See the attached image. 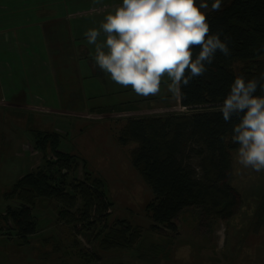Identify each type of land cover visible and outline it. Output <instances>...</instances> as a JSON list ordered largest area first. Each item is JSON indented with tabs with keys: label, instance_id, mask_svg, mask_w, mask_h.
I'll return each mask as SVG.
<instances>
[{
	"label": "trees",
	"instance_id": "16d2710c",
	"mask_svg": "<svg viewBox=\"0 0 264 264\" xmlns=\"http://www.w3.org/2000/svg\"><path fill=\"white\" fill-rule=\"evenodd\" d=\"M196 2L208 4L201 11L207 16L209 34L218 33L230 54L217 51L212 63L205 64L203 75L191 77L186 86L181 85L179 107L186 114L129 118L118 138L121 146L137 144L131 152V163L153 195L146 206L148 216L172 231L177 230L176 219L188 209H200L217 220L234 215L237 193L229 176L239 145L232 142V134L243 114H234L226 122L220 107L236 76H243L247 82L259 80L264 73V0H221L219 11L211 10L213 0ZM199 51V47H194L193 58ZM190 75L185 73L186 77ZM260 84L264 81H259L254 95L264 96ZM31 132L36 149L43 153L45 166L23 176L4 194L7 201L19 206L8 207L0 215V222L8 225V230L14 227L23 245H29V237L39 225L33 213L38 201L56 200L63 206L59 218L70 225L85 223L88 231H94L99 223H105L94 238L102 249H135L142 230L125 221L108 226L111 204L101 179L93 180L84 162L85 181L70 184L69 175L78 167L76 157L61 150L57 133ZM260 195L256 228H264V190ZM79 203L82 205L77 209ZM75 209L76 214L71 212ZM86 257L87 261L98 259L92 254L82 258Z\"/></svg>",
	"mask_w": 264,
	"mask_h": 264
},
{
	"label": "rangeland",
	"instance_id": "374dc122",
	"mask_svg": "<svg viewBox=\"0 0 264 264\" xmlns=\"http://www.w3.org/2000/svg\"><path fill=\"white\" fill-rule=\"evenodd\" d=\"M10 84L7 79L0 80V88ZM120 97L130 99L129 93H121ZM177 101L171 99V105L175 106L169 110L161 108L156 113L186 114ZM158 104L149 108L157 109ZM93 111L86 112L85 117L90 119L66 120L46 114L39 117L0 105V115H4L0 116V215L10 206L14 209L19 206L4 197L13 184L45 166L43 153L36 149L31 131L56 132L61 138V150L74 155L78 164L69 175V183L85 181V162L92 179L99 178L104 184L111 204L108 226L125 221L140 228L142 236L138 245L130 251L104 250L99 240L94 239L103 230L104 222L94 231H88L85 223L70 225L59 218L61 204L40 199L33 212L39 225L29 237V245H23L13 225L8 230V225L0 222V264H264V228H256L254 223L257 200L264 190V170L256 172L239 164L236 151L229 176L237 193L234 215L217 220L207 217L200 209H188L174 222L177 230H169L155 224L146 211L153 195L131 163V152L137 144L121 146L118 142L129 120L125 117L143 115L145 110L133 102L124 105L115 102ZM71 212L76 214V209ZM85 254L98 259L84 260Z\"/></svg>",
	"mask_w": 264,
	"mask_h": 264
},
{
	"label": "crops",
	"instance_id": "0c3cea01",
	"mask_svg": "<svg viewBox=\"0 0 264 264\" xmlns=\"http://www.w3.org/2000/svg\"><path fill=\"white\" fill-rule=\"evenodd\" d=\"M120 5L122 0H0V80L11 82L0 88V105L70 120L90 119L86 112L115 102H133L145 110L125 118L157 116L156 110L176 105L171 99L179 104L166 75L156 96L143 97L115 83L96 64L95 45L88 43L85 32L99 30L105 16ZM105 39L101 30L97 43ZM121 93H129L130 99ZM155 100L157 109L149 108Z\"/></svg>",
	"mask_w": 264,
	"mask_h": 264
},
{
	"label": "clouds",
	"instance_id": "9594fccd",
	"mask_svg": "<svg viewBox=\"0 0 264 264\" xmlns=\"http://www.w3.org/2000/svg\"><path fill=\"white\" fill-rule=\"evenodd\" d=\"M220 7L221 0H213L211 10ZM207 8V3L197 5L196 0H122L99 30L89 29L85 36L95 45L96 64L115 83L130 86L139 96H156L166 75L171 81L168 90L178 95L182 84L204 74L205 64L212 63L217 51L230 54L218 33L209 34L207 16L201 11ZM101 30L106 39L97 43ZM194 47L200 48L195 58ZM186 72L191 75L186 77ZM259 81H264V73L247 82L236 76L220 107L226 122L243 114L233 126L232 142L239 145L238 163L256 172L264 170V96L254 95Z\"/></svg>",
	"mask_w": 264,
	"mask_h": 264
},
{
	"label": "built area",
	"instance_id": "2783aa9c",
	"mask_svg": "<svg viewBox=\"0 0 264 264\" xmlns=\"http://www.w3.org/2000/svg\"><path fill=\"white\" fill-rule=\"evenodd\" d=\"M184 111V110H183Z\"/></svg>",
	"mask_w": 264,
	"mask_h": 264
}]
</instances>
